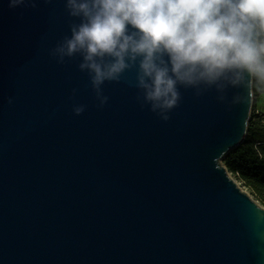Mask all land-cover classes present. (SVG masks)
Segmentation results:
<instances>
[{
  "label": "water",
  "instance_id": "obj_1",
  "mask_svg": "<svg viewBox=\"0 0 264 264\" xmlns=\"http://www.w3.org/2000/svg\"><path fill=\"white\" fill-rule=\"evenodd\" d=\"M72 21L65 0H0V264H264V207L223 163L246 138L253 82L225 102L181 87L165 122L131 71L105 82L100 108L81 57L48 54Z\"/></svg>",
  "mask_w": 264,
  "mask_h": 264
},
{
  "label": "clouds",
  "instance_id": "obj_2",
  "mask_svg": "<svg viewBox=\"0 0 264 264\" xmlns=\"http://www.w3.org/2000/svg\"><path fill=\"white\" fill-rule=\"evenodd\" d=\"M8 2L35 9L40 0ZM65 7L71 35L48 54L61 65L81 57L79 70L88 74L100 108L109 100L105 82L119 83L131 71L137 102L165 122L180 106L181 87L196 97L215 87L225 102L229 87L250 89L253 80H264V0H65Z\"/></svg>",
  "mask_w": 264,
  "mask_h": 264
},
{
  "label": "trees",
  "instance_id": "obj_3",
  "mask_svg": "<svg viewBox=\"0 0 264 264\" xmlns=\"http://www.w3.org/2000/svg\"><path fill=\"white\" fill-rule=\"evenodd\" d=\"M253 91L256 96L264 94V80H253ZM223 163L230 173L250 185L264 202V111L252 108L244 142L227 153Z\"/></svg>",
  "mask_w": 264,
  "mask_h": 264
},
{
  "label": "rangeland",
  "instance_id": "obj_4",
  "mask_svg": "<svg viewBox=\"0 0 264 264\" xmlns=\"http://www.w3.org/2000/svg\"><path fill=\"white\" fill-rule=\"evenodd\" d=\"M260 100L263 101L262 104H260ZM255 105V106H254ZM262 105V106H260ZM253 107H256L261 109V107H263L264 109V94H261L259 96H256L254 94L253 96ZM252 114V112H251ZM230 175L237 181V183L239 184V186L244 190L246 191L255 201H257V203H259L261 206L264 207V202L260 199V197L258 196V194L255 192V190L250 186L248 185L247 183H245L243 180H241L240 178H238V176L230 173Z\"/></svg>",
  "mask_w": 264,
  "mask_h": 264
},
{
  "label": "crops",
  "instance_id": "obj_5",
  "mask_svg": "<svg viewBox=\"0 0 264 264\" xmlns=\"http://www.w3.org/2000/svg\"><path fill=\"white\" fill-rule=\"evenodd\" d=\"M262 103H263V101L260 100V104H262ZM260 106H262V105H260ZM257 111H264V109H263V107H261V109L257 108Z\"/></svg>",
  "mask_w": 264,
  "mask_h": 264
}]
</instances>
